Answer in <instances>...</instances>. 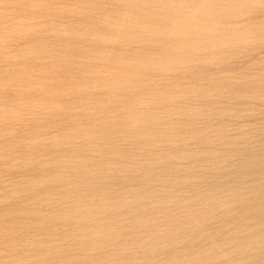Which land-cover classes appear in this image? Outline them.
Instances as JSON below:
<instances>
[{"label":"rangeland","instance_id":"1","mask_svg":"<svg viewBox=\"0 0 264 264\" xmlns=\"http://www.w3.org/2000/svg\"><path fill=\"white\" fill-rule=\"evenodd\" d=\"M263 203L264 0H0V264H264Z\"/></svg>","mask_w":264,"mask_h":264},{"label":"bare ground","instance_id":"2","mask_svg":"<svg viewBox=\"0 0 264 264\" xmlns=\"http://www.w3.org/2000/svg\"><path fill=\"white\" fill-rule=\"evenodd\" d=\"M168 14V13H167ZM165 17V16H164ZM201 20V19H200ZM160 21V20H159ZM205 21V20H204ZM162 22V21H161ZM163 23V22H162ZM156 98V97H155ZM112 102V101H111ZM149 102V101H148ZM113 103V102H112ZM129 109V108H128ZM91 110V109H90ZM114 110V109H113ZM114 112V111H113ZM117 118V117H116ZM123 123V122H122ZM140 128V127H139ZM263 129V128H262ZM177 130V129H176ZM88 133V132H87ZM91 133V132H90ZM93 133V132H92ZM127 133V132H126ZM129 133V132H128ZM99 134V133H98ZM97 134V135H98ZM115 134V133H114ZM135 134H137V133H135ZM117 135V134H116ZM139 135V134H138ZM165 136V135H164ZM78 137V136H77ZM82 137V136H81ZM87 137H88V135H87ZM106 137V136H105ZM137 137V136H136ZM93 138V137H92ZM130 138V137H129ZM79 139V138H78ZM133 139V138H132ZM135 139V138H134ZM125 140V139H124ZM135 140H137V139H135ZM53 141V140H52ZM83 143V142H82ZM81 144V143H80ZM99 144V143H98ZM144 147V146H143ZM81 149V148H80ZM101 149V148H100ZM110 149V148H109ZM85 150V149H84ZM123 150V149H122ZM145 150V149H144ZM147 150V149H146ZM147 152V151H146ZM81 153V152H80ZM127 154V153H126ZM211 154V153H210ZM123 155V154H122ZM143 155V154H142ZM70 156V155H69ZM124 156V158H126V157H128L129 156V158L130 157H132V156H130L129 154H128V156H125V154L123 155ZM122 156V157H123ZM145 156V155H144ZM171 156V155H170ZM200 156H201V152H198L197 154H196V157L197 158H200ZM75 157V156H74ZM115 157V156H114ZM121 157V158H122ZM136 157H141V156H136ZM146 158V157H145ZM131 159V158H130ZM129 159V161H131L132 162V160H130ZM136 159V158H135ZM215 159H216V157H215ZM50 160V159H49ZM51 160H53V159H51ZM80 160V159H79ZM138 160V159H137ZM140 160V159H139ZM72 161V160H71ZM50 162V161H49ZM133 162H134V160H133ZM157 162V161H156ZM102 163V162H101ZM219 163V162H218ZM78 164V163H77ZM117 165V164H116ZM152 165V164H151ZM150 165V166H151ZM79 167H81V166H79ZM76 168V167H75ZM199 168H201V167H199ZM201 170V169H200ZM143 172V171H142ZM133 173V172H132ZM134 173H136L135 171H134ZM139 173V172H138ZM169 173H171V171L169 172ZM145 174V173H144ZM91 176V175H90ZM162 179H164V178H162ZM193 180H195L194 178H193ZM136 181V180H135ZM163 182V181H162ZM167 182V180H165V183ZM194 182H196V180L194 181ZM164 183V182H163ZM164 183V184H165ZM170 183V182H169ZM204 183V182H203ZM99 184V183H98ZM134 184V183H133ZM185 184V183H184ZM196 184V183H195ZM199 184V183H198ZM171 185L173 186V187H176V186H178V187H180V186H182V184H181V181L179 180V178H175L174 180H173V182L171 183ZM200 185V184H199ZM198 185V186H199ZM167 186V185H166ZM165 186V187H166ZM169 186V185H168ZM100 187V186H99ZM103 187H105V186H103ZM140 188V187H139ZM143 188V190H144V187H142ZM142 188H141V190H142ZM171 189V188H170ZM199 189V188H198ZM102 190V189H101ZM116 190V189H115ZM152 190V189H151ZM150 189H149V191H151ZM97 191V190H96ZM100 191V190H99ZM134 191H136V190H134ZM139 191V190H138ZM82 192V191H81ZM86 192V191H85ZM90 192V191H89ZM133 192V191H132ZM140 192V191H139ZM142 192V191H141ZM144 192V191H143ZM147 192V191H146ZM152 192V191H151ZM150 192V193H151ZM117 193V192H116ZM138 193V192H137ZM145 193V192H144ZM143 193V194H144ZM148 193V192H147ZM149 193V194H150ZM156 193V192H155ZM89 194V193H88ZM133 194V193H132ZM138 194H140L141 196H143L142 195V193H138ZM137 194V195H138ZM146 194V193H145ZM145 194H144V196H143V198L145 197ZM154 194V193H153ZM153 194H151V195H153ZM160 194V193H159ZM136 195V196H137ZM139 195V196H140ZM198 195V194H197ZM148 197H149V200H150V197L151 196H149V195H147ZM80 197V196H79ZM152 197H154V195L152 196ZM156 197V196H155ZM61 198V197H60ZM88 198V197H87ZM137 198H138V196H137ZM170 198V197H169ZM198 199H199V196L197 197ZM77 199V198H76ZM155 199V198H154ZM162 199V198H161ZM179 199H181V198H175L174 200H168V199H166V201H163V202H159L160 203V205H162V206H164V208H163V210H166V211H169V213L171 212V213H174V212H176L177 210H180L181 212H182V214L181 215H179V219H178V226L175 228V229H173L171 232L173 233V234H175V233H178V234H184V233H186L187 231H189V230H191V229H193V227L195 228V227H197V225L199 226L200 225V223H201V220H200V222L197 220V221H194L193 222V224H190V217H189V208H192L194 205H186V204H184V203H186V202H184L183 203V200H179ZM130 200V199H129ZM145 200H147V199H144V201ZM151 200H152V198H151ZM156 200V199H155ZM168 200V201H167ZM243 200V199H242ZM241 200V201H242ZM123 201L124 200H122V203H123ZM138 201V200H137ZM140 201H141V199H140ZM143 201V200H142ZM140 202V204H141V206H139L136 202V204L141 208L142 207V204L143 203H145V202ZM161 201V200H160ZM186 201V200H185ZM59 202H61V200L59 199ZM125 202V201H124ZM134 202V201H133ZM133 202H132V204H133ZM153 202V201H152ZM133 204V207H134V205L135 206H137L136 204ZM159 203H157V204H159ZM202 203H205V206H204V208H206V206H208L210 209H212L210 206H215L216 205V203H217V199L216 198H210V197H208V198H205L204 200H203V202ZM239 203V202H238ZM124 204V203H123ZM146 204V203H145ZM237 204V203H236ZM121 205V204H120ZM125 205H126V202H125ZM144 205V204H143ZM147 205H148V203H147ZM263 205H264V203H263ZM123 206V205H122ZM150 206V205H149ZM161 206V207H162ZM25 207V206H24ZM106 207V206H105ZM138 207V208H139ZM148 207V206H147ZM151 208H152V206H150ZM155 206L153 205V208H154ZM224 207V206H223ZM83 208V207H82ZM92 208V207H91ZM123 208V207H122ZM125 208V207H124ZM142 208H144V206L142 207ZM152 208V209H153ZM157 208H159L160 209V206L159 207H156V209ZM28 209V208H27ZM135 210V209H134ZM137 210V212H139V210L138 209H136ZM135 210V211H136ZM162 210V212H163V217H164V211ZM201 210H203V209H201ZM209 210V209H208ZM91 211V210H90ZM116 211H117V208H116ZM119 211V210H118ZM120 211L122 212V210H121V208H120ZM119 211V212H120ZM141 211L142 210H140V215H142V213H141ZM146 211L147 212H149L150 210H147V208H146ZM143 212L144 213V217L146 218V216H148V215H146L145 213H147V212ZM213 211V210H212ZM212 211H210V212H212ZM215 211H217V210H215ZM159 212V211H158ZM218 212V211H217ZM116 214H118L117 212H115ZM114 213V214H115ZM207 213V212H206ZM48 214V213H47ZM94 214V213H93ZM99 214H100V212H99ZM120 214V213H119ZM118 214V215H119ZM122 214H124L123 212H122ZM121 214V215H122ZM158 214H161V210H160V212L158 213ZM168 214V213H167ZM204 214V213H203ZM259 214L260 215H262V216H264V206H263V208L262 209H260L259 210ZM120 215V216H121ZM136 215V214H135ZM19 216V215H18ZM84 216V215H83ZM100 216V215H99ZM101 216L103 217V215L101 214ZM138 216H139V213H138ZM143 216V215H142ZM150 217L147 219V220H141L142 221V227H143V229H144V226H147L146 224H148V225H150L151 227L153 226L154 228H152V230H151V228H150V230L151 231H149V233L151 232H153V230L154 229H157V228H159V226H160V223H159V221L157 220V218H159V217H157V216H159V215H156V216H154V213H152V211H150V215H149ZM106 217V216H105ZM110 217V216H109ZM109 217L108 218H106V219H108L109 220ZM141 217V216H140ZM161 217V216H160ZM162 217V218H163ZM111 218V217H110ZM166 218V217H165ZM105 219V220H106ZM115 219H117V218H115ZM135 219V218H134ZM136 219H138V218H136ZM144 219V218H143ZM89 220V219H88ZM138 220H140V219H138ZM138 220H137V222H138ZM45 221V220H44ZM65 221V220H64ZM103 221V220H102ZM59 222V221H58ZM91 222V221H90ZM140 222V221H139ZM250 222V221H249ZM107 223V222H106ZM133 223H135V222H133ZM162 223V227H166V226H163V224H164V222L162 221L161 222ZM245 223H247L246 221H245ZM137 225H138V223H136ZM135 224V225H136ZM170 224V223H169ZM248 224V223H247ZM40 225V224H39ZM70 225V224H69ZM135 225H133V226H135ZM165 225V224H164ZM175 225H176V223H175ZM54 226V225H53ZM93 226V225H92ZM91 226V223H90V226L89 227H92ZM116 226H119V225H116ZM123 226V227H122ZM122 226H120V228L123 230V228H124V226L125 225H122ZM140 226L141 225H139V226H137L138 228V230L139 231H137V234L140 232ZM171 226V225H170ZM10 227V226H9ZM41 227V226H40ZM86 227V226H85ZM84 227V228H85ZM87 227H88V225H87ZM100 227V226H99ZM136 227V226H135ZM161 227V226H160ZM162 227H161V229H162ZM243 227H245V226H243ZM250 227H251V225H250ZM53 228V227H52ZM97 228H98V226H97ZM112 228V227H111ZM117 228H119V227H117ZM125 228H126V226H125ZM124 228V229H125ZM242 228V227H241ZM246 228H248V227H246ZM11 229V228H10ZM50 229V228H49ZM90 229V228H89ZM92 229V228H91ZM94 229H96V227H94ZM93 229V230H94ZM116 229V228H115ZM130 229V228H129ZM133 229H135L136 230V228H133ZM250 229V228H249ZM249 229H247V230H249ZM82 230V229H81ZM85 230V231H84ZM83 231L84 232H87V231H89V230H87V228H85ZM122 230H119V231H122ZM130 230H132V229H130ZM129 230V232H130V234H132V232ZM165 230H167V229H165ZM169 230V229H168ZM251 230V229H250ZM253 230V229H252ZM110 231H112V230H110ZM117 231H118V229H117ZM159 231V230H158ZM63 232V231H62ZM91 232V231H90ZM90 232H88V233H90ZM94 232H95V230H94ZM126 232V231H125ZM124 232V233H125ZM128 232V231H127ZM129 232H128V235H129ZM135 232V231H134ZM142 232V231H141ZM155 232H157L156 230H154V233ZM163 232H164V230H163ZM38 233V232H37ZM120 233V232H119ZM143 233H144V231H143ZM146 233V232H145ZM143 234V235H146V234ZM148 233V234H149ZM151 233H150V235H149V237L150 236H152L151 235ZM154 233H153V235H154ZM159 232H157V234H158ZM164 233H166V232H164ZM163 233V234H164ZM115 234V233H114ZM127 234V233H126ZM134 234V233H133ZM133 234H132V236H133ZM147 234V235H148ZM157 234H155L156 236H157ZM163 234H162V236H163ZM167 234H168V232H167ZM171 234V233H170ZM18 235V234H17ZM39 235H41L40 233H39ZM60 235V234H59ZM93 235V234H92ZM123 235V234H122ZM125 235V234H124ZM135 235V234H134ZM140 235V234H139ZM154 235V236H155ZM20 236V235H19ZM112 236V235H111ZM136 236V235H135ZM135 236L134 237H132L134 240H135ZM153 236V237H154ZM155 236V237H156ZM162 236H160L161 237V239H162ZM113 237H114V235H113ZM165 237V239H167L166 238V236H164ZM20 238V237H19ZM33 238V237H32ZM49 238V237H48ZM157 238V237H156ZM17 239V238H16ZM28 239V238H27ZM111 239V238H110ZM114 239H116V238H114ZM117 239H118V237H117ZM140 239H142V238H140ZM160 239V238H159ZM173 239H174V237H170L169 238V240H170V242L172 243L173 242ZM45 240H47V239H45ZM106 240H109V239H106ZM105 240V242H106V244L107 243H109L110 242V240L107 242ZM113 240V239H112ZM134 240H132V242L134 241ZM149 241L151 240V238L150 239H148ZM118 241V240H117ZM177 241V240H176ZM105 242H103V244L105 243ZM136 242V241H135ZM154 242V241H153ZM152 242V243H153ZM166 242H167V240H166ZM170 242H169V244H170ZM111 243V242H110ZM118 243V242H117ZM165 243V242H164ZM112 244V243H111ZM110 244V245H111ZM133 244V243H132ZM155 244V243H154ZM167 244V243H166ZM247 244V243H246ZM9 245V244H8ZM157 245H158V243H157ZM156 247V246H155ZM158 247H159V245H158ZM90 249V248H89ZM154 250H155V248H153ZM176 249V248H175ZM222 249V248H221ZM206 250L207 249H201V251L198 253V254H195V255H193V256H184V257H180L178 260H180V261H178V262H181L182 264H187L188 262H192V264H207V261H209V260H207V253H206ZM208 251V250H207ZM240 252V251H239ZM212 255L211 256H213V255H218V249L216 248V249H213L212 250ZM239 254V253H238ZM154 255V254H153ZM176 255V254H175ZM209 255V254H208ZM180 256V255H179ZM178 256V257H179ZM177 258V257H176ZM219 258V257H218ZM105 260V259H104ZM124 261V260H123ZM99 262V261H98ZM113 262V261H112ZM103 264H107V263H103ZM175 264V263H174Z\"/></svg>","mask_w":264,"mask_h":264}]
</instances>
